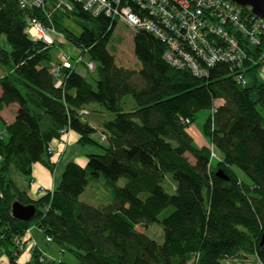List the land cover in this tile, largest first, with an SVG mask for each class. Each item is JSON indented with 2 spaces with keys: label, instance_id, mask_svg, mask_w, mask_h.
I'll return each instance as SVG.
<instances>
[{
  "label": "trees",
  "instance_id": "16d2710c",
  "mask_svg": "<svg viewBox=\"0 0 264 264\" xmlns=\"http://www.w3.org/2000/svg\"><path fill=\"white\" fill-rule=\"evenodd\" d=\"M35 16L42 18L21 10L17 0H0V264H5L2 258L6 264H64L44 256L27 239L30 229H38L47 245H55L59 255L70 253L77 264H226L251 257L264 264L260 63L246 64L245 86L237 81L243 71L230 64H218L207 78H198L166 62L165 44L137 30L134 55L140 68L119 67L108 50L118 22L77 6L72 13L55 14L53 23L67 43L82 51V58L88 57L81 64L97 78L93 84L87 81L75 64L63 70L57 87L50 64L53 51L61 47L32 40L27 19ZM69 18L80 33L65 27ZM263 51L264 45L252 47L250 54L258 61ZM88 62L96 65L94 72ZM127 96L136 103L133 111L123 107ZM92 104L111 115L99 122L107 145H100L102 153L88 155L85 167L68 163L55 189L33 199V165L55 173L57 164L47 148L61 130L78 134L81 146L97 144L93 135L98 129L85 120ZM13 105L18 109L8 123L2 112ZM202 112H211L203 125L211 149L196 147L188 132ZM219 170L228 181L216 177ZM101 178L111 188L112 204L95 208L82 203L89 184ZM123 178L127 183L118 187ZM16 202L35 206V218L15 219ZM153 223L164 230L162 245L137 230ZM18 238H24L22 250ZM27 251L30 259L21 263Z\"/></svg>",
  "mask_w": 264,
  "mask_h": 264
},
{
  "label": "built area",
  "instance_id": "2783aa9c",
  "mask_svg": "<svg viewBox=\"0 0 264 264\" xmlns=\"http://www.w3.org/2000/svg\"><path fill=\"white\" fill-rule=\"evenodd\" d=\"M23 11L40 13L41 17L27 19V33L34 41L48 46L60 47L67 41L53 23L55 14H69L79 6L93 17H105L123 23L134 31L145 30L157 37L166 46L164 59L172 66L190 71L195 77L207 78L218 64H230L243 72L237 76L239 84L247 85L246 64L260 63L264 78V51L259 62L251 55L252 47L264 45V19L255 15L251 8L235 4L230 0H17ZM245 44L249 50H245ZM83 62L82 56L73 60L68 53L56 49L55 61L51 62V73L62 85L64 69H71ZM89 72L96 70L88 62ZM88 115L87 111L82 112ZM189 124V121H186ZM69 129L60 132L61 137L47 148L49 156L63 153ZM102 140H106L102 136ZM217 156L212 152V159ZM214 159V160H215ZM56 174H53V176ZM32 185V184H31ZM28 230L26 236L30 235ZM47 243H52L47 238ZM24 238L16 240L22 250ZM63 253H61L62 255ZM260 264V263H259Z\"/></svg>",
  "mask_w": 264,
  "mask_h": 264
},
{
  "label": "rangeland",
  "instance_id": "374dc122",
  "mask_svg": "<svg viewBox=\"0 0 264 264\" xmlns=\"http://www.w3.org/2000/svg\"><path fill=\"white\" fill-rule=\"evenodd\" d=\"M65 27L69 30H72L76 34L80 33V26H78V23L73 20L72 18L66 19L64 23ZM136 31H134L131 27L123 24L118 23L114 34L108 44V50L109 52L115 57L116 64L119 67H124L131 70H139L140 65L137 61L135 55H134V42H133V36ZM61 51L68 53L69 56L73 60H77L80 56L82 51L73 46L71 43H66V45L61 47ZM56 51H53V54H55ZM83 60L87 61L88 57L85 55L83 56ZM77 72L84 76L87 81L91 82L93 84V79L97 78L96 73H88L83 65L80 63L77 67ZM217 104V103H216ZM17 107L16 105H14ZM123 107L127 112L133 111L136 108V103L133 100L131 96L125 97L123 101ZM89 110L91 111V115L89 117H86L85 120L89 123L96 124L98 127V131L93 135V139L97 142V144H90L86 146H81L77 143V141H73L70 143V146L62 157L61 166L56 173V180L59 181V178L65 169L66 165L68 163H76L81 166L87 164L88 161V155L91 154H100L102 153L101 146H106L107 143L105 140H102V129H100L99 122L103 119V117L111 116L109 113H107L102 107H100L97 104H92L89 106ZM13 110L11 108H8L4 113H2V118L6 122H11L13 119ZM102 113V114H101ZM211 112H202L197 116V119L194 121L193 124H191L188 128V132L193 138L194 144L196 147H208L212 148L210 140L204 135L203 132V125L208 118L209 114ZM94 122V123H93ZM4 128L3 122L0 121V129ZM73 137L78 139L79 136L76 133H73ZM215 153L219 156L218 152L215 151ZM216 155V156H217ZM61 157V156H60ZM190 161L193 163L194 161L189 157ZM215 159V158H214ZM214 165L217 164L216 160L213 162ZM40 167H44L42 164H39ZM39 171V168H36V172ZM240 178H244L245 176L237 171ZM14 177L21 182H24V180L21 179V177L18 174H15ZM127 183V179L123 178L118 182V187H124ZM30 191L33 192V189L30 188ZM34 197V196H33ZM143 199L146 198V196H142ZM80 201L82 203L88 204L90 206H93L95 208H103L106 206H109L113 202L112 198V192L111 188L104 185V179L101 178L100 180L96 182H91L85 192L81 195ZM137 230L141 233H144L146 236H148L150 239L155 241L157 244L162 245L165 241V235L164 230L161 225L158 223L150 224L146 227L138 226ZM42 244L41 246L44 249L50 250L48 251V255L50 257H57L58 259L53 260H62L64 264H77L76 259L70 254L65 253L64 255H56L58 249L57 247L50 246L48 247L45 244L44 239H41ZM55 252V253H52ZM55 255V257L53 256ZM3 263L6 264L5 258H2ZM20 262L23 263V258H20ZM191 264V263H190ZM226 264H258L255 258L251 257L250 261L246 263L241 262H227Z\"/></svg>",
  "mask_w": 264,
  "mask_h": 264
},
{
  "label": "crops",
  "instance_id": "0c3cea01",
  "mask_svg": "<svg viewBox=\"0 0 264 264\" xmlns=\"http://www.w3.org/2000/svg\"><path fill=\"white\" fill-rule=\"evenodd\" d=\"M9 108H11L14 112H13V119L15 118L16 112L18 107L10 106ZM8 108L4 109V111L2 113H4ZM11 121V122H12ZM9 122V123H11ZM94 123V122H93ZM94 128L98 129V127L96 126V124H92L90 123ZM73 141H78V139L73 137V132H71L69 134V136L67 137V143L66 145L60 146V151H63V153L59 156H55L52 158V163H56L57 167H56V173L58 172L60 166H61V161H62V157L64 156V154H66L70 143ZM63 155V156H62ZM79 165V164H78ZM81 166V165H80ZM85 165L81 166V167H85ZM36 168H39V171L36 172ZM64 171V170H63ZM57 184V180H56V174L53 176V174L45 167H40L39 164H35L33 165V171H32V185H31V189H33V192L29 191V195L30 197H32L33 199H38L42 196H44L48 191H53L56 187ZM34 196V197H33ZM28 238H32L34 243L37 244V246L40 248L41 252L43 253L44 256L48 257L49 259H58L57 257H55V255H53L55 258L50 257V255H48V251L47 249H44L41 244L42 241L41 239L45 238L42 235V233L38 230V229H32L30 235H27V239ZM32 243V242H31ZM31 243H28L27 246H30ZM46 244V242H45ZM47 245V244H46ZM48 247L53 246V245H47ZM58 249V248H57ZM55 253V252H52ZM58 254L59 256V249L56 253V255ZM23 258V263L27 262L30 259V253L27 251L22 255ZM62 261V260H61Z\"/></svg>",
  "mask_w": 264,
  "mask_h": 264
},
{
  "label": "water",
  "instance_id": "95a60500",
  "mask_svg": "<svg viewBox=\"0 0 264 264\" xmlns=\"http://www.w3.org/2000/svg\"><path fill=\"white\" fill-rule=\"evenodd\" d=\"M235 4L243 7H249L252 9L253 13L264 19V0H230ZM216 177L228 181L225 173L219 170L216 173ZM12 215L15 219L23 222H30L36 216L35 206H24L18 202L14 203L12 206ZM264 217V212H263ZM264 244V234L261 241V246Z\"/></svg>",
  "mask_w": 264,
  "mask_h": 264
}]
</instances>
